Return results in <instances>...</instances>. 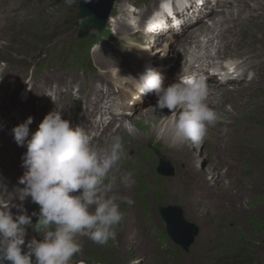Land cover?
<instances>
[{
    "label": "rangeland",
    "instance_id": "374dc122",
    "mask_svg": "<svg viewBox=\"0 0 264 264\" xmlns=\"http://www.w3.org/2000/svg\"><path fill=\"white\" fill-rule=\"evenodd\" d=\"M0 1L3 5L9 2V0ZM49 1L42 7L46 8V12H40L42 8L35 12L24 10L11 15L10 19L4 22L0 32L7 43L6 45H8V51L1 50L4 59L20 60L15 64L29 65L35 63L37 60L33 56L47 55L48 51L42 48L48 44V38L51 34L53 38L56 37L55 39L62 37L57 46L63 48L67 57L71 56V46L68 47L66 43L77 39V28L73 26V22L81 11L82 0H71V3L68 0ZM143 1L145 5H143ZM157 1L116 0V6L114 4L115 8L111 12L116 22L109 23L107 31L104 33L107 34L108 32V35L113 33L117 24L125 22L120 20L125 18L124 2L125 5L132 4L137 8L136 15L132 16L131 19L132 23L140 19L139 24H141L144 19L143 14H146L143 9L148 11L149 7L155 5ZM14 6L19 8L18 3H15ZM203 16L200 15L201 18ZM215 17L216 19L218 17L223 18L222 16ZM202 22L205 27H212L211 18ZM125 26L128 27L127 23ZM255 26H258L256 31L248 32L252 36L256 35L257 38L262 39L264 43V20H260L256 24H245L243 28L249 30ZM200 29L201 27L198 28V30ZM71 30V33H65V31ZM128 33L134 34L132 27H128ZM115 36L116 38L121 37V40L101 42L102 55L104 52L110 51L112 60L119 61L117 67L123 69L126 67V61L132 62L134 60L137 51L130 41L131 38L135 36L139 40L140 37L137 34L127 37L116 32ZM87 41L86 38L76 40L72 47H79V49H75L78 57L84 56L88 50L87 57L90 53L92 56V61L89 62L94 63L96 44L94 45V42L87 43ZM151 42L156 43L151 44L153 46L150 49H146V53L150 54L153 59L147 65H151V68L157 70L164 67L171 71L177 70V66H181L180 61H172L175 57L171 50L177 48L176 44L170 42V46L166 47L165 52H162L163 49H158L165 44L161 37L154 38ZM81 44H86L85 51L80 48ZM129 45L132 46V51L128 53L120 51L124 46ZM259 48L264 50V46H259ZM122 55H127V57ZM28 56L31 58H26ZM78 57H74V60L80 64ZM133 62H135L133 71L136 74L142 73L146 67L145 63H139V60ZM67 68L75 71L73 64L68 65ZM29 72L31 73L30 69ZM40 74L41 72L37 74V77ZM88 74L91 77V70H88ZM117 78L122 79L123 83L127 79L129 83L123 89L116 88L112 81L101 82L100 84L105 83L108 87V91L105 93L107 97L117 96L118 92H124L127 100L137 84L131 78L136 77L119 73ZM36 82L37 78L36 80L35 78L32 79L27 85L30 90L24 91L21 89L28 83L26 79L22 83L15 82L12 84L11 79L0 77V140L2 131L5 137L12 136L13 138L12 129L9 128L13 120L34 112V110L29 109L28 101L40 103L46 110L60 108L59 101L53 102L52 100L49 102L47 99L48 105H45L41 100H37L32 90V86L36 85ZM246 84L242 93H247L252 88H259L261 95L258 98L256 96V99L250 103H244L240 96L241 93L238 92L239 88L244 86L243 84L241 86L232 84L235 86L234 90H232V85L226 86V90H219L220 93H223L224 98H229L230 101L219 111V120L215 124L214 130L209 128L205 139L198 143L178 142L173 138V129L171 132L168 129V127L173 126V119L168 116L170 115L168 109L156 108V95L137 107V111L131 114V119L123 124L120 137L126 152L134 147L138 151L136 154L138 156L141 154L140 173L136 177L124 180L123 185H121L122 178L115 173L108 174L104 181L106 187H111L112 184L116 187L119 186L117 190L113 187L109 194L121 198L118 202H120L121 210L124 212V219L116 229L115 238L103 245L94 243L87 235L78 236L82 245V252L79 254V258L73 259L88 260L90 261L89 264H238L239 261H243V264L249 262V264H264V82L260 85L250 84V82H246ZM17 96H21L23 103L18 101ZM43 107L38 106V109L43 110ZM176 111L179 112L181 109ZM233 120L236 122L233 124L234 127H237L236 130L246 129L251 131L253 135L251 139L245 141L240 151L228 156L226 165L230 170V178L235 184H229L230 181L226 178L216 183L218 175H214L213 171L209 175L211 169L207 164L200 165L201 159L196 161L195 168L199 170V168L205 167L202 169L204 174L191 173L192 181H194L190 183L192 189H188L189 183L186 181L174 182L173 177L181 169V167L177 169L176 163L179 162L175 160L174 156L181 158L183 156L182 149L188 148L197 149L194 154L197 152L198 156L207 152L203 156L206 157L209 153H213L216 145L224 139L219 133L229 131L227 123ZM6 121H8V126L4 124ZM89 122L94 125L93 121L90 120ZM229 134L232 133L229 132ZM252 143L260 145L261 148L257 151L250 150L249 146ZM162 145L169 146L166 149H161L168 155L165 158L172 167V171L165 176L158 173L157 169L161 161L153 157V152L150 150L151 146ZM205 145L207 146L205 147ZM172 147L177 148V150ZM24 149L26 147L19 149L14 147L11 150L6 144L0 147V172L3 168L16 166L22 162V159L18 161L16 156L20 157L17 154ZM184 153L186 154L185 151ZM182 161L185 163L184 159ZM192 165L194 166V162ZM161 167L165 170L164 166ZM182 168H186V166ZM19 175L20 173L12 169H4L0 177L12 186L18 183ZM194 185L196 187L193 188ZM0 190L2 191L0 196L5 197V192L7 198L10 196L11 191L9 189L0 187ZM200 190H209V193L214 197L206 201L205 198L198 197ZM7 200L10 205H16L20 202L15 200V197L13 200ZM128 201L131 203L129 204ZM20 203H23L28 215L33 212L37 213V216L32 218L33 226L27 228L26 243L33 237L37 240L41 239L39 233L42 225L37 222L39 206L31 202L30 197L25 198ZM173 207L181 209L182 218L190 227V234L193 233L196 225L199 227L194 243L187 252L181 251L167 239L163 229L165 225L161 223L160 215L163 210ZM11 208L14 209L15 207ZM12 213L14 215L21 214L16 209ZM84 264L86 263L84 262Z\"/></svg>",
    "mask_w": 264,
    "mask_h": 264
},
{
    "label": "clouds",
    "instance_id": "9594fccd",
    "mask_svg": "<svg viewBox=\"0 0 264 264\" xmlns=\"http://www.w3.org/2000/svg\"><path fill=\"white\" fill-rule=\"evenodd\" d=\"M131 79L138 85L137 100L154 93L156 108L169 110L173 138L178 142L203 141L219 120L207 103L209 93L202 75L179 74L175 82L165 86L162 73L146 67ZM62 115L54 108L35 132L30 131L31 116L12 129L16 145L26 147L21 166L27 172L19 181L24 185L19 199L30 197L39 206L37 222L42 229L41 239L33 237L26 243L27 228L33 226L32 217L37 213L28 215L22 205H10L0 197V264H89L73 259L82 252L78 236L87 235L103 245L115 238L124 219L118 202L121 198L110 195V186L104 185L124 156L122 138L113 136L102 146L83 127H73ZM11 207L21 214L14 215Z\"/></svg>",
    "mask_w": 264,
    "mask_h": 264
},
{
    "label": "bare ground",
    "instance_id": "6f19581e",
    "mask_svg": "<svg viewBox=\"0 0 264 264\" xmlns=\"http://www.w3.org/2000/svg\"><path fill=\"white\" fill-rule=\"evenodd\" d=\"M250 2H251L250 0H239V1H237L238 13L235 16L231 13V10H233V8H236V7H234L231 3H228V2L222 4V6L220 7L221 11L214 12L212 15H213V17H215V16L228 17L226 23L231 24V26L226 28L223 32H221L218 35V39L220 40V43L225 48H228L230 46V43H233L237 47L238 54H240L241 56H244V59L242 62L243 67L246 70H253L255 73L253 78L250 81V84L260 85L264 82V75L259 74L258 67L251 64V60H253V59L260 60L264 56V53L261 51H258L255 48L254 44L257 43L258 41L255 38H253L254 36H252L248 32V31H256V27H258V26L251 27L244 34L245 38H248V37L253 38L251 44L245 43L244 39H241L240 41L237 40L236 35L234 33L235 28L240 26L242 23L256 24L258 21L261 20V19H259L258 21L257 20L254 21V17H257V18L260 17L258 13H259V11L264 9V6H261L259 4V0H254L253 5H251ZM8 3L6 5H3L2 2L0 1V32L2 30V26H3L4 22L9 20L11 15H14L11 13L17 11V9L12 8V6H13L12 3H9V4ZM44 5L45 4L39 6V8L37 10L41 9ZM114 8H115V6L113 7V10H114ZM27 11H29V10H27ZM41 11L46 12V8H42L40 10V12ZM29 12H31V11H29ZM243 13H246L248 15L247 18H242ZM120 20L124 21V19H120ZM114 22H116V21H115L114 17L112 16L109 23H114ZM124 26H125V22H122L121 24H117L115 26L116 33L119 35L124 34V31L122 29ZM190 26H191V22L185 23L186 28H189ZM199 27H201V29H202V26H199ZM199 27H197V28H194V26L191 27L190 29L187 30L186 35L188 37L193 36L197 31L201 30V29L198 30ZM125 29H126V26H125ZM127 32H128V30H127ZM226 36L231 37L232 41L227 42ZM153 37L154 36H151V38H153ZM4 40L5 39L0 35V50L5 49L8 51V49H7L8 45H6L7 43ZM207 40H209V41L211 40L209 38V36H207ZM143 41L145 42V44H147V47H152L153 45H151V44H154V42L150 43V41H148V39H145V38L143 39ZM170 42H171L170 40L164 41V43L165 44L167 43V45L165 46V44H164L165 47L163 46L162 48L160 47L158 49H163L162 52H165L166 47L170 46ZM173 43L178 44L179 40L178 39L173 40ZM127 49H129V48L127 47ZM137 56L140 57L141 62L145 63V66H147V63H150L153 60L151 55L147 54L145 51H141L140 53H137ZM149 56H150V58H149ZM7 60L13 61L10 58H8ZM94 61H95V65L98 69V73H97L95 79L92 82H90L88 89H87L93 93V96H87L86 92H85L86 87L81 86V89H83L84 92L81 91V89L79 88L77 96H80L86 100V103L81 108L73 102V99L70 96V91L68 88H66L65 92H61L58 98L60 100H63L62 106H63V110L65 113L72 115V116H78V115H80L81 110L84 112L80 118L81 122L82 121L85 122L89 117L88 114L91 112H94V110H97V112H99V114H100V120H99L100 130L98 131L97 135L93 136V141H95V143L103 146L107 141L110 140L111 137L116 136V135L120 136L121 132L123 131V127L121 125L116 127L117 123L119 124L124 120H127V121L130 120L131 119L130 116H132L131 114L132 113L134 114L137 111V108H135L130 115H127V112L121 111L124 108L123 102H121L120 106L117 108H114L113 106H109L106 109V111L105 110L102 111L100 109L99 102L102 98H104V94L99 93L98 88H97V84H99L101 82H107L110 80H112L113 83L115 82L118 85H124V83L122 82L121 79L115 78L118 76V74H116L115 71L111 70V69H113V67L117 64L114 62H110L109 58L107 56H104V55H102V53H99V51H96L94 53ZM172 61H175V60L173 59ZM126 63H128V61H126ZM6 71H7V69H5L3 71V73H6ZM120 71L121 70H119V73H121V74L124 73V72H120ZM158 71H160L162 73L163 77H164V74H163L164 72H169L168 69H163V70L161 69ZM126 74L129 75L128 68H126ZM84 75H85V73H82V75L77 77L75 75L64 74V72L61 73L59 71L51 70V74L48 75L46 73L42 79L50 85L54 82V84L59 87V86H62L64 79L67 77H70L73 81L78 83V81H83ZM23 77H25L24 74L21 75V79ZM166 82H167V79L164 77V83H166ZM128 83L129 82L126 79V84H128ZM242 84L244 86L240 87L238 92L241 93L240 96L243 98V102L248 103L247 101L249 100V93L254 88H252L247 93H242L245 85H247L245 82H243V79L241 80L240 83H238V85L241 86ZM119 88H122V87H119ZM234 88H235V86L232 85V90H234ZM107 90H108V88L106 89V91ZM220 90H226V86ZM41 95H42V92H41ZM74 97L77 98L76 96H74ZM150 99H151V97L145 98L142 96L141 97V103L143 104V103H145V100H150ZM74 101H77V100H74ZM112 101L113 100H111V102ZM134 103L136 105H138L137 102H134ZM221 103H222V101H218L217 104H221ZM220 110L221 109L216 110V112L219 114ZM144 113H146V112H144ZM102 116L105 117V119L107 120L106 122L101 118ZM140 122H144V121H140ZM145 122H148V121H145ZM4 124H6L8 126V121L4 122ZM227 124H228L227 128H229V131H224L223 133H219L220 135H222L224 137V139L216 145V149L213 153H209L206 157H203L207 154V152L198 156L196 154L197 152L194 154V151H196L197 149L188 148V149H182L183 156L181 158H176L174 156L175 160L177 162H179V163L175 162L178 166L177 169H179L181 167V169L178 171L177 175H175L173 177L174 182L186 181L187 183H189L188 189H192V186L190 185V183H192L194 181H192L191 173L192 172L194 174L198 173L200 175L204 174V173H202V169L205 167L199 168V170L197 168H195L196 167L195 166L196 161L197 160L199 161V159H201L200 165H203V164L209 165V168L211 169V172L209 175H211L212 171H213L214 175H216V174L218 175L216 178V183H219L222 181V179L226 178V179H229V181H230L229 184H231V185L235 184V183H233L232 179L230 178V170L228 169V167L226 165V162H228V156L231 154H235L236 152L240 151L242 146L244 145L245 141L251 139L253 135H252L251 131L246 130V129L236 130L235 128L232 127L231 122H228ZM215 127L216 126L214 125L213 127H210V128L214 130ZM37 128H38V126H36L34 124L32 127V130L35 131ZM168 129L171 132L173 129V126L168 127ZM229 132L232 134H229ZM231 136H232V138H230ZM225 138H227V139H225ZM217 140H219V139H217ZM5 144L9 145L11 150L14 147H17L18 149L23 148L22 146L19 147L16 145L12 136L5 137L4 132L2 131V136H1V140H0V147H2ZM152 145H155V144H152ZM155 146H157V145H155ZM155 146H152V149H151V151L153 152V157L160 158L162 161L170 164L169 161L165 158V156H168V155L161 149V148L166 149L169 146H166V145L158 146L160 148L155 147ZM206 146L207 145H205V147ZM205 147H204V149H205ZM249 148L252 151L253 150L257 151L261 148V146L256 144V143H252L249 146ZM173 149L177 150V148H173ZM184 151L186 152V154L184 153ZM25 152H26V149H24L22 152L17 154V155H20V157L16 156L18 161L21 160V157L23 156V154ZM125 152H126V150L124 149V156L117 163V165H115L110 171L112 173H115L117 176H120V178H122V183H121V180H119L121 185H123L124 180H128V178L131 179V177L133 178V177L138 176L140 173V167H141V154L139 153L140 156H138L136 154L138 151H136V150L133 151L132 156L130 158L126 157ZM245 152H248V151H245ZM183 159L185 160V163H183V161H182ZM193 162H194V166L192 165ZM21 165H22V162L18 163L16 166H8L6 168H3L2 170H4V169L5 170H11L12 169L18 173L27 170V168L22 167ZM183 166H186V168H182ZM194 168L197 169L198 172H197V170L195 171ZM2 170H1L0 174L2 173ZM125 176H127V177H125ZM0 187L5 188L7 190L9 189L11 191L10 196L8 198L6 196V192H5V197H2V195L0 197H2L5 200H7V199L13 200V198L15 197V200H19L21 202V200L19 199V195H21V194H19V190H21V188L19 186H16V185L10 186L9 184L6 183L4 178L0 177ZM113 187L115 190H117L119 188V186L116 187V186H114V184H112V186L110 187V190L113 189ZM194 187H196V185H194L193 188ZM0 192H2V191L0 190ZM198 197L205 198L206 201H208L209 198L214 197V196H212V194L209 193V190H206V191L200 190L198 193ZM20 202L16 205H22L23 206V203L21 204ZM23 208H24V206H23ZM15 209L18 210L15 207L14 209L11 208V211H15Z\"/></svg>",
    "mask_w": 264,
    "mask_h": 264
},
{
    "label": "water",
    "instance_id": "95a60500",
    "mask_svg": "<svg viewBox=\"0 0 264 264\" xmlns=\"http://www.w3.org/2000/svg\"><path fill=\"white\" fill-rule=\"evenodd\" d=\"M115 0H82L80 4V15L76 22L80 26V36L101 31L106 23V19L110 13ZM86 21V22H84ZM181 211L179 208H166L161 213L162 218L167 224V232L170 239L186 251L192 243L190 230L181 219ZM9 264V262H5Z\"/></svg>",
    "mask_w": 264,
    "mask_h": 264
},
{
    "label": "trees",
    "instance_id": "16d2710c",
    "mask_svg": "<svg viewBox=\"0 0 264 264\" xmlns=\"http://www.w3.org/2000/svg\"><path fill=\"white\" fill-rule=\"evenodd\" d=\"M247 263H248V262H247ZM249 263H250V262H249ZM249 263H248V264H249ZM238 264H243V261H239V263H238Z\"/></svg>",
    "mask_w": 264,
    "mask_h": 264
},
{
    "label": "snow or ice",
    "instance_id": "6c2138e0",
    "mask_svg": "<svg viewBox=\"0 0 264 264\" xmlns=\"http://www.w3.org/2000/svg\"><path fill=\"white\" fill-rule=\"evenodd\" d=\"M164 7L167 8L168 7L167 4H165Z\"/></svg>",
    "mask_w": 264,
    "mask_h": 264
}]
</instances>
